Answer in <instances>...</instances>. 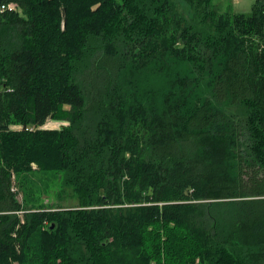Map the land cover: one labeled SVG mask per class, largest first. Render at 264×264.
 <instances>
[{"label":"trees","instance_id":"trees-1","mask_svg":"<svg viewBox=\"0 0 264 264\" xmlns=\"http://www.w3.org/2000/svg\"><path fill=\"white\" fill-rule=\"evenodd\" d=\"M0 5V264H264V0Z\"/></svg>","mask_w":264,"mask_h":264},{"label":"rangeland","instance_id":"rangeland-1","mask_svg":"<svg viewBox=\"0 0 264 264\" xmlns=\"http://www.w3.org/2000/svg\"><path fill=\"white\" fill-rule=\"evenodd\" d=\"M214 2L219 5L221 8H224L225 7V0H214ZM251 8V5L249 8H246V9H242L240 8V10H238L237 12H243V10H245V12H249ZM61 122L60 121H56V120H52V119H49L46 123V125L44 127H49V128H59L60 127ZM30 180L31 182H34L33 183V188L35 190H38V189H43L44 187H42L44 185L43 181H49L50 180V177L47 173L45 172H34L32 174H30ZM50 193H47L46 194H40L41 195V200L44 202V203H50V204H54V205H57V204H60L61 206L63 207H69V208H74V207H77V200L75 198H72L70 196L69 191H67L66 193H64L65 195H63L60 200H57L56 198V194L58 192V190L60 189V187H48ZM19 199H21V194L18 196Z\"/></svg>","mask_w":264,"mask_h":264},{"label":"crops","instance_id":"crops-1","mask_svg":"<svg viewBox=\"0 0 264 264\" xmlns=\"http://www.w3.org/2000/svg\"><path fill=\"white\" fill-rule=\"evenodd\" d=\"M225 2V6L227 9L230 8L232 12H237L238 10H240V8H249L253 0H225ZM243 12H245V10H243Z\"/></svg>","mask_w":264,"mask_h":264},{"label":"built area","instance_id":"built-area-1","mask_svg":"<svg viewBox=\"0 0 264 264\" xmlns=\"http://www.w3.org/2000/svg\"><path fill=\"white\" fill-rule=\"evenodd\" d=\"M6 8H8V9H11V8H13V6L12 5H0V10H4V9H6Z\"/></svg>","mask_w":264,"mask_h":264},{"label":"water","instance_id":"water-1","mask_svg":"<svg viewBox=\"0 0 264 264\" xmlns=\"http://www.w3.org/2000/svg\"><path fill=\"white\" fill-rule=\"evenodd\" d=\"M51 227H53V225Z\"/></svg>","mask_w":264,"mask_h":264}]
</instances>
